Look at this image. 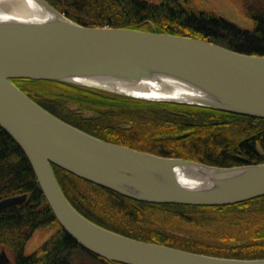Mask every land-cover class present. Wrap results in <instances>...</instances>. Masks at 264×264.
<instances>
[{"label":"water","instance_id":"1","mask_svg":"<svg viewBox=\"0 0 264 264\" xmlns=\"http://www.w3.org/2000/svg\"><path fill=\"white\" fill-rule=\"evenodd\" d=\"M32 1L44 10L43 16L0 19V127L27 157L63 231L85 250L115 263L264 264V258L209 255L105 228L74 208L52 167L138 201L223 206L264 195V162L216 166L110 142L55 116L12 81H65L142 100L264 118V55L184 35L87 26L67 18L46 0ZM155 76L184 82L194 90V98H145L95 85L105 80L135 83ZM185 179L197 183L186 184ZM26 197L23 193L1 199L0 211ZM10 262L1 249L0 264Z\"/></svg>","mask_w":264,"mask_h":264},{"label":"trees","instance_id":"2","mask_svg":"<svg viewBox=\"0 0 264 264\" xmlns=\"http://www.w3.org/2000/svg\"><path fill=\"white\" fill-rule=\"evenodd\" d=\"M87 26L184 35L264 55V0H228L252 21L238 25L191 0H46ZM12 81L43 108L101 139L138 150L216 166L264 162V118L205 106L148 101L58 80ZM69 202L89 220L150 242L215 256L264 258V195L223 206L149 203L125 197L52 165ZM26 193L0 211V250L10 264L115 263L70 238L55 219L32 167L0 127V200ZM39 230L51 235L33 252ZM93 264V263H89Z\"/></svg>","mask_w":264,"mask_h":264},{"label":"bare ground","instance_id":"3","mask_svg":"<svg viewBox=\"0 0 264 264\" xmlns=\"http://www.w3.org/2000/svg\"><path fill=\"white\" fill-rule=\"evenodd\" d=\"M44 14V10L32 0H0V19L30 20L39 18ZM95 85L119 93L145 98L193 99L195 96L194 90L184 82L166 76L141 79L135 83L105 80ZM181 175L185 176L183 173ZM185 180L186 184L197 183V181Z\"/></svg>","mask_w":264,"mask_h":264},{"label":"rangeland","instance_id":"4","mask_svg":"<svg viewBox=\"0 0 264 264\" xmlns=\"http://www.w3.org/2000/svg\"><path fill=\"white\" fill-rule=\"evenodd\" d=\"M191 2L198 8L213 10L238 25L244 27H250L252 25L251 19L242 14L237 6L228 0H191ZM51 233L52 230L48 232L39 230L35 233L26 245V252L31 253L36 250L51 235ZM6 252L11 259L10 253L8 251ZM84 260L86 261L85 264H98V262L88 260V258Z\"/></svg>","mask_w":264,"mask_h":264}]
</instances>
